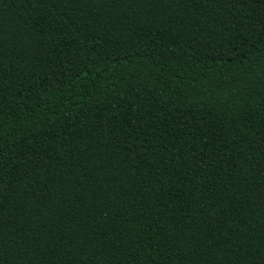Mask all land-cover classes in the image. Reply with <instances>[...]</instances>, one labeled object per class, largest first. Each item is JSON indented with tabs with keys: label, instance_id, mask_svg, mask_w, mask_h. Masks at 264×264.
Here are the masks:
<instances>
[{
	"label": "trees",
	"instance_id": "trees-1",
	"mask_svg": "<svg viewBox=\"0 0 264 264\" xmlns=\"http://www.w3.org/2000/svg\"><path fill=\"white\" fill-rule=\"evenodd\" d=\"M0 264H264V0H0Z\"/></svg>",
	"mask_w": 264,
	"mask_h": 264
}]
</instances>
